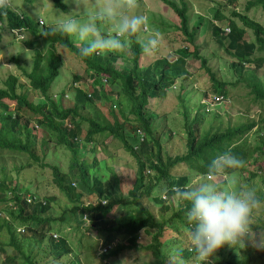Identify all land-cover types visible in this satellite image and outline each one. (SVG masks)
<instances>
[{"label":"trees","instance_id":"1","mask_svg":"<svg viewBox=\"0 0 264 264\" xmlns=\"http://www.w3.org/2000/svg\"><path fill=\"white\" fill-rule=\"evenodd\" d=\"M50 1L59 11L67 8L65 0ZM249 1L251 5L264 6V0ZM33 2L10 0L9 8L0 14V42L5 31L7 35H12L10 43H13L17 37L14 31L19 30L23 34L20 43L33 51L31 67L17 56L18 51L10 53V59L18 65L31 88L41 96L38 101L31 99L18 75L7 76L0 87V150L25 154L32 160L27 166L39 163L52 168L53 179L72 203V211L79 210L78 216L82 220L87 219L90 231L103 232V257L116 256L125 250H136L150 254L147 264H169L168 255L174 253L172 246L178 242L183 248L182 258L185 260L184 241L180 243L176 235L178 229H182L181 235L188 229L183 215L184 204L174 199L172 189L192 182L194 177H203L207 162L224 151L244 161L242 167L229 170V175L235 173L250 180L257 174L251 172L247 175V166H264V77L259 75L264 55L256 54L264 53V26L244 17L242 25L228 18V28L224 30L219 24H211V34L234 58L227 70L231 78H218L216 71L209 66L207 57L200 54L197 45L194 46L196 25L189 24L184 0H180L179 4L172 0L166 2L179 17L176 29H179L186 43L194 46L193 49L190 50L187 44L180 46L176 49L175 60L160 58L145 67L138 64L142 49L133 37L128 38L127 52H106L81 58L78 49L83 46V42H76L70 35H46L56 18L38 15L31 5ZM30 7H33V11ZM222 18L224 16L218 10L214 20ZM246 28L252 30L253 39L245 38ZM56 45L83 62L85 73L93 76L95 82L107 83L108 92L90 85L93 90L87 93L83 86H76L72 102L68 104L64 101L70 96H66L63 90L53 96L49 89L60 71V55L56 52ZM190 56L200 61L211 81L213 94L204 93L203 97L210 96L227 102L230 100L229 89L242 86L247 89L246 96L249 97L245 111H250V106L255 105L260 115L257 121L247 119L232 123L224 121L219 112L214 111V116L209 117L213 110H205L204 102H200L201 106L199 104L192 114L187 98L191 94L185 92L184 84H181L183 88L178 97L186 132L185 151L172 156L164 153L161 142L167 137L165 125L160 123L159 115L151 112L147 106L150 97L166 96L174 82L186 75V59ZM119 59L126 60L130 65L117 66L115 62ZM80 80V76L74 78V81ZM6 100L14 103L12 108L6 104ZM97 100L107 105L112 121L107 120L94 107L91 116L81 115V110H86L88 106H97ZM161 119L164 121L165 117ZM82 121L88 122L85 133ZM31 122L35 123L34 126L30 125ZM253 128L255 130L252 135L248 134ZM125 129L139 138L138 145L133 147L129 143L124 134ZM102 133L120 140L135 158L137 176L126 194L123 193L120 174L108 164L107 178L102 179L90 173L91 169H97L98 163L95 158L90 162L84 150L94 151L95 135ZM249 136L254 137L253 142L249 141ZM50 143L63 145L70 152L69 172L61 173L58 166L45 161ZM17 168L20 170L24 166ZM10 179L5 174L0 176V191L11 193L6 198L0 196V203L10 201L4 208L7 218L0 220V229L4 228L6 233V238L0 239V264H39V254L46 258L51 256L54 264H57L56 258L67 255L73 249L64 236L53 234L52 226L64 219L63 216L57 219L42 215L50 208L51 198L44 196V200H38L34 193L26 195L21 187L10 186ZM159 191H165L164 199L157 197ZM257 193L264 199L263 190L258 189ZM84 195H92L98 200L85 204L82 199ZM122 208L126 211L125 217H119V213L114 214ZM19 228L22 230H17ZM142 230L148 234L149 241L140 245L137 241ZM188 252L193 259L191 247ZM241 257V264H250L251 249L242 251ZM68 264H81V260L74 258Z\"/></svg>","mask_w":264,"mask_h":264},{"label":"rangeland","instance_id":"2","mask_svg":"<svg viewBox=\"0 0 264 264\" xmlns=\"http://www.w3.org/2000/svg\"><path fill=\"white\" fill-rule=\"evenodd\" d=\"M179 2L180 0H172ZM187 3L186 14L188 16V21L190 26L196 25V37L195 45L198 46L200 54L206 56L208 59V64L212 70L216 71L217 77L221 78H231V73H229L228 68L230 62L234 58L227 53L225 46L220 44L219 40L211 34V24H219L224 30L228 24V18H233L240 25L243 23V17L248 18V20H255L264 26V6L263 5H251L249 0H184ZM104 0H82V3L86 6H94L97 3H103ZM66 3V2H65ZM35 7L38 15H46V17L58 18L63 12L67 13L77 7L73 0H68L66 3V10L59 11L54 3L50 0H34L31 4ZM138 10L148 17V30H158L162 34V41L158 52L151 55H146L143 51L138 56V64L141 67L152 64L156 59L166 58L170 61L177 58L176 49L180 46L188 45L190 50L194 46L186 43L183 35L176 29L179 23V17L172 7H170L166 0H137ZM248 5L251 7L247 8ZM33 11V7H30ZM221 12L224 16L222 20H214L217 11ZM31 11V12H32ZM235 12V13H234ZM236 12H239L236 13ZM246 39H253L252 30L246 28ZM108 31H111L109 27ZM17 35L15 41H12V35H7L5 31L2 33V40L0 42V86H3L4 80L9 74H16L19 76L20 81L25 84V92L28 96L35 100H41V96L38 95L27 82L25 77L22 75V71L19 69L18 65L10 59V53L16 52L22 61H24L29 67L32 65L33 51L26 48L20 43V38L23 36L22 33L16 32ZM76 39V38H75ZM76 42L79 40L76 39ZM56 52L60 55V72L58 78L51 87V94L54 96L60 91H64L66 96L64 103L68 104L72 102L73 89L76 86H83L87 93L96 89L108 92L107 83L101 84L100 82H95L93 76H88L85 73V65L81 62L74 54L65 52V50L59 46H55ZM128 51V48L126 52ZM258 55H264L263 52H257ZM115 64L119 67L130 65L126 60L119 59ZM252 66V65H250ZM186 75L182 78L177 79L173 86L168 89L167 95L164 97H150L148 103V109L151 112H155L159 115L160 123H164L167 130V137L162 139V146L164 147V153L169 155L181 154L185 151V138L186 132L182 123V115L180 114L181 107L179 105L180 90L183 88L180 85L184 84L185 92L189 91L188 102L190 108H192V114L195 112L194 109L199 106L200 102H204L205 110L210 111L209 117L214 116L215 112H219L222 115L224 121H231L232 123L238 122L239 120L247 121V119L258 120L260 115V110L255 105L250 106V111H245L248 106L247 89L238 86L235 89H229L230 100L219 101L214 99V97L206 96L203 94H213V89L211 86V81L207 72L201 67L200 61L192 56L186 59ZM259 75L264 77V63H262L259 69ZM76 76H80V81H74ZM93 83V84H92ZM93 85V87H90ZM21 88H18V90ZM72 89V90H71ZM24 90V89H23ZM230 102L231 105H228ZM232 102V103H231ZM6 104L10 108L13 107L14 103L6 100ZM97 106H88L86 110H81V115L89 117L91 116L92 107L100 110L104 117L112 121L111 115L108 113L107 105L101 104L100 100L96 101ZM201 106V104H200ZM191 110V109H190ZM215 111V112H214ZM244 114V115H242ZM246 114V116H245ZM245 116V117H244ZM165 120L163 121L164 118ZM208 117V118H209ZM245 118V119H244ZM68 121H65V123ZM1 123V122H0ZM34 122H31V126H34ZM88 128V122L82 121V129L85 133ZM255 128L251 130L248 134L252 135ZM83 133V134H84ZM171 133V136L168 134ZM40 134V133H39ZM124 134L127 137L129 143L135 147L139 144V138L131 131L125 129ZM96 144L94 145V151L84 150L85 156L89 158L92 162L95 158L97 160V169H91L90 173L95 174L98 177L105 179L108 176L107 164L120 174L122 180L123 193L126 194L128 189L133 185L135 178L137 176V165L135 158L132 157L130 152H128L122 142L115 137L108 136L106 134H96ZM249 141H254V137L249 136ZM38 152L40 141L37 142ZM50 150H48L45 161L48 164L58 166L61 173H67L70 171V159L71 154L68 150L64 148L63 145H54L50 143ZM32 161L25 154H17L14 152L1 151L0 150V176L5 174L8 175L10 179V186L17 185L21 187L22 192L26 195L34 193L38 196V200H44V196L50 197V208L42 213L44 216H51L57 219L63 216L64 219L58 220L53 228V234L57 236L62 235L66 238L67 242L73 248L70 253L63 257L56 258L57 264H68L71 259L81 260V264H147V260L150 254L147 252L136 251V250H125L116 256L103 257L105 250L104 243L102 242L103 232H92L88 229L87 219H80L78 216L79 210L75 209L72 211V203L68 200L65 193L58 187L55 180L53 179L52 168L46 165H40L39 163H33V165L27 166L28 162ZM23 165L24 168L17 170L18 166ZM4 167V169H2ZM253 172L257 174L254 178L247 180L241 175H234L238 178V181L243 186H251L256 190L261 189L264 191V166L261 167L260 164H253L247 166L246 174L250 175ZM147 174H149L147 172ZM202 177H194L191 181H198ZM27 187L29 191H27ZM79 189V188H78ZM77 189V190H78ZM85 194L87 191L85 190ZM11 195L9 191L7 193L0 191V196ZM165 191H159L157 197L161 196L162 199L165 198ZM83 202L85 204L91 202L95 203L98 198L92 195H84ZM104 203V200H102ZM148 202H150L148 200ZM9 202H1L0 210V220L3 217L7 218L5 213L6 205ZM153 205V204H152ZM156 206L157 205H153ZM78 208V207H77ZM125 210L119 209L114 212V214L119 213V217H125ZM135 214V213H133ZM254 228L259 229L264 232V206H260L254 210L253 221ZM19 227V226H18ZM22 227V226H20ZM17 230H22L19 228ZM182 229H178L176 235L179 242L185 244L184 260L185 264H195L194 256L193 259L190 258L188 249L190 248L188 240V229H186L181 235ZM19 232V231H17ZM21 232V231H20ZM26 233V231L24 232ZM20 234V233H19ZM171 235V233H170ZM6 238L5 229H0V239ZM149 241V236L143 230L139 232L138 244H146ZM114 245V244H113ZM173 250L181 247V244L175 242L172 246ZM246 248L251 249V260L250 264H264V249L257 248L254 244L248 242L243 248H233L225 244L219 248L214 254L215 260L214 264H241V253ZM169 256V264L176 259L174 253ZM2 257V256H1ZM39 264H54L51 256L48 258L39 254L38 256ZM147 261V262H146ZM55 262V263H56Z\"/></svg>","mask_w":264,"mask_h":264},{"label":"clouds","instance_id":"3","mask_svg":"<svg viewBox=\"0 0 264 264\" xmlns=\"http://www.w3.org/2000/svg\"><path fill=\"white\" fill-rule=\"evenodd\" d=\"M73 2L77 7L63 12L45 34L70 35L83 42L78 49L81 58L106 52L123 53L129 46V37L135 38L146 55L159 51L162 34L148 30V17L138 10L137 0H104L94 6H86L82 0ZM9 6L10 0H0V14ZM16 32L20 31L15 30V36ZM243 165V160L224 151L207 162L200 180L172 189L174 199L184 204L183 215L195 264H214V254L225 244L239 249L250 242L264 249V232L255 229L252 223L254 210L264 206V199L254 187L243 186L234 174L229 175V170ZM174 255L176 259L171 264H185L182 247L176 248Z\"/></svg>","mask_w":264,"mask_h":264},{"label":"bare ground","instance_id":"4","mask_svg":"<svg viewBox=\"0 0 264 264\" xmlns=\"http://www.w3.org/2000/svg\"><path fill=\"white\" fill-rule=\"evenodd\" d=\"M58 72H60V71H58ZM59 75V74H58ZM57 78H58V76H57ZM55 79V78H54ZM57 81V80H56ZM55 82V81H54ZM52 83V82H51ZM1 87V86H0ZM50 87V86H49ZM4 88H5V86H4ZM53 88V87H52ZM49 89V88H48ZM50 90V92H51V88L49 89ZM72 90V89H71ZM73 91H74V89H73ZM50 94V93H49ZM63 94V93H62ZM51 96V95H50ZM49 96V97H50ZM62 96V95H61ZM64 96V95H63Z\"/></svg>","mask_w":264,"mask_h":264}]
</instances>
